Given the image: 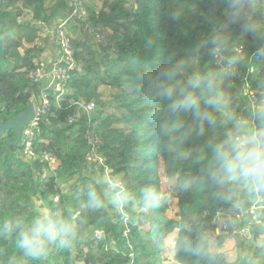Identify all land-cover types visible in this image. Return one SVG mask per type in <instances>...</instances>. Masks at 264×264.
I'll list each match as a JSON object with an SVG mask.
<instances>
[{
    "label": "trees",
    "instance_id": "trees-1",
    "mask_svg": "<svg viewBox=\"0 0 264 264\" xmlns=\"http://www.w3.org/2000/svg\"><path fill=\"white\" fill-rule=\"evenodd\" d=\"M101 1L102 6L93 12L94 16L90 14L89 20L111 28L112 43L96 46L78 38L72 40L77 65L70 72L66 93L58 105L55 97L51 99L50 123L42 124L35 143L38 157L32 160L22 157L20 146L12 144V129L0 135V218L28 221L39 213L34 209L38 201L40 206L59 212L64 218L72 217L79 209L75 217L79 238L70 248L53 245L39 261L24 257L11 239L0 238V264H9L12 259L16 264H164L163 242L173 231H176L175 259L179 264H264L263 247L252 241L245 247L236 238L237 248L246 255L235 261H228L223 253H213L208 248L206 236L215 229L213 218L217 213L231 212L235 203L221 199V189L200 178L206 175L208 144L222 139L230 125L217 116V124L209 127L205 123L201 135L191 113L183 114L184 131L189 134L179 143L178 133L164 135L161 130L171 119L166 102H145L128 91V85L140 73L158 68L170 53H175L176 59L188 56L210 31L209 17L221 16L223 6L214 0H197L196 5H191V0H133V7L128 10L127 0ZM20 3L32 13L30 21H20ZM254 5L250 13L252 22L264 24V0H254ZM68 8V0H0V123L25 109L35 88L29 73L42 49L32 44L38 36L32 20L48 22L64 15ZM173 11L180 13L178 18H171ZM231 32L233 42L250 56L259 42L250 35H242L239 26H233ZM112 48L114 52L110 51ZM211 61L212 57L204 55L196 67L203 69ZM252 65L250 84L263 98L264 62L252 56ZM211 66L214 67V62ZM101 86L114 91L113 103L121 112L102 115L96 111L91 119L98 121L95 130L104 142L100 151L107 157L112 175L120 177L121 192L131 197L123 206L110 202L118 189L107 188L101 176H92L90 172L80 174L88 150L82 140L86 117L82 115L78 125L67 123L68 116L75 113L77 102L104 105ZM223 89L227 94V81ZM43 150L59 161L55 171L45 177L42 174L48 166L39 158ZM160 157L167 177L175 180L174 191L169 196L160 189ZM192 178L196 182L190 187L181 186ZM71 180L74 182L69 196L62 192L61 183ZM148 187L160 194L161 199L157 205L145 209L141 194ZM242 187L240 194L244 196L240 203L248 205L258 195L264 205V193H250ZM90 188L97 193L100 207L90 205ZM105 190L110 192V197ZM170 198L177 199L178 219L167 215ZM67 201L70 208L66 207ZM96 229L102 231L99 238L93 236ZM254 232L257 238L258 228ZM226 238L219 235L216 240L222 243Z\"/></svg>",
    "mask_w": 264,
    "mask_h": 264
},
{
    "label": "clouds",
    "instance_id": "clouds-1",
    "mask_svg": "<svg viewBox=\"0 0 264 264\" xmlns=\"http://www.w3.org/2000/svg\"><path fill=\"white\" fill-rule=\"evenodd\" d=\"M214 3L223 6L222 14L209 17L210 31L189 55L176 59L175 53H170L158 68L140 73L128 85V91L145 102H166L171 119L161 130L164 135L178 133L179 143L189 134L184 131L183 114L191 113L201 135L205 123L209 127L217 124V116L225 125H230L222 139L208 144L210 157L206 175L200 179L206 178L220 188L221 199L234 201L241 186H246L250 193H264V103H251L247 115H238L230 107L223 89L224 81L231 79L238 66L249 58V53L233 42L231 28L239 26L242 35H250L259 42L251 56L264 62V24L251 20L254 0H214ZM170 15L176 19L180 13L173 11ZM204 55L212 57L210 64L203 69L190 70ZM213 62L214 67L211 66ZM194 182L195 178L186 179L181 186L187 188ZM88 195L90 205L101 206L94 190L90 188ZM141 196L145 209L157 205L161 199L151 187L145 188ZM129 199L128 193L120 192L114 203L123 206ZM79 235L74 216L64 218L51 209L33 215L28 221L0 218V238L11 239L24 257L36 261L46 257L53 245L72 247ZM9 264H16V261L9 260Z\"/></svg>",
    "mask_w": 264,
    "mask_h": 264
},
{
    "label": "built area",
    "instance_id": "built-area-1",
    "mask_svg": "<svg viewBox=\"0 0 264 264\" xmlns=\"http://www.w3.org/2000/svg\"><path fill=\"white\" fill-rule=\"evenodd\" d=\"M68 1L69 8L64 15L48 22L40 19L32 20V23L38 28V36L32 44L42 49V51L35 58V67L29 73L30 83L35 87L31 90L30 95V103L33 104L34 114L21 129L18 141L20 153L27 160L38 157V153L35 151V143L41 133V127L50 123L48 114L51 99L55 97V103L58 105V102L66 93L65 83L70 76V72L77 65L72 34L70 33V29L73 28L72 24L79 27L78 33L81 35L79 39L82 41H84V38H88L97 46L112 43V39L109 42L108 28L90 22L87 4L84 0ZM30 15L32 16V13ZM238 47L243 48L242 46ZM52 48L56 49V54L53 58L47 59L45 51ZM253 72L254 66L250 55L246 63L238 66L235 75L226 80L229 85V91L226 95L229 97L230 107L238 115H247L250 104L253 102L263 103L260 92L250 84ZM75 105V113L68 116L67 123L78 125L81 116L86 117V128L82 140L87 144L88 150L83 163L96 166L100 170V175L107 188L112 187L111 190L118 189L115 192L118 195L123 190V184L120 181H116L114 184L109 183L110 177L108 178L106 174L109 173L110 175V167L107 165V157L100 151L103 139L95 130L94 124L96 121L91 119V113H95L96 104L94 101H81L75 103ZM39 158L46 163L49 171L53 172L56 169V157L49 151H41ZM89 172L88 170L83 171L84 174ZM111 176H113L112 173ZM241 200L242 197L234 202L235 205L231 212L215 215L212 220L215 229L208 232L206 237L226 235L234 239L238 238L245 247H249L251 241L254 244L259 241V245L264 250V205L261 203L262 200L258 195L255 199H251L248 205L240 203ZM53 201L56 204L58 197H55ZM142 211L145 212V209L142 208ZM79 212V209H77L73 216L76 217ZM124 222H127V218L124 219ZM255 228H258L257 238L255 237ZM93 236L95 238L101 237L102 231L99 229L94 230Z\"/></svg>",
    "mask_w": 264,
    "mask_h": 264
},
{
    "label": "rangeland",
    "instance_id": "rangeland-1",
    "mask_svg": "<svg viewBox=\"0 0 264 264\" xmlns=\"http://www.w3.org/2000/svg\"><path fill=\"white\" fill-rule=\"evenodd\" d=\"M84 1H86V3H88V6L90 8L89 16H90V14L93 15V13L91 11H94L96 9H100V7L102 6V1L101 0H84ZM127 1L128 2L125 5V8L128 9V10H130L133 7V2H132L133 0H127ZM96 2L99 3V5ZM190 4L191 5H196L197 4V0H191ZM19 8L21 9L20 21L21 22L30 21L31 15H30V11H29L28 7H26L23 3H20L19 4ZM97 25L103 27L102 24H97ZM72 26H73V28L70 29V33L72 34V39H77V38L79 39V38H81L80 33H78L79 27L77 25H73V24H72ZM104 28H109V27H105L104 26ZM107 31H108L109 42H110L111 41V38L110 37H113L114 33H113V30H111V28L107 29ZM84 41H86L87 43L93 44L91 42V40L88 39V38H84ZM110 51L111 52H114L113 49L110 50ZM195 69H197V67H196V65H193L192 66V69H190V70H195ZM113 93H114V91L111 90L110 88H104V90L102 91V97H103V100L102 101H103L104 105L103 106H100V105L96 104L95 113L97 111V113H101L102 115H105L106 113H110V112L117 113V114L121 112L120 109H117L114 106L113 96H112ZM262 100H263V103H264V97L262 98ZM97 123H98V121L96 120L94 126H97ZM103 144H104V142H103ZM58 163H59V161L56 159V166H58ZM82 167H83V169H82ZM84 170L90 171V173L92 174V176H101L100 175V170L97 169L96 166H94V165H90L89 166L85 162L82 164L81 169H80V174L81 175H85L83 173ZM109 171H110V175H109V173H107L106 176L108 178L110 177L109 178V183L110 184H114L116 181H120L122 183V180H120V177L119 176H114V177L111 176V173H113V169L112 168H109ZM50 172L51 171H49V170L48 171L45 170L44 173L42 174V177H45V175H47V173L50 174ZM162 181H164V180H162ZM73 182H74V180H71V181L66 182V183H63V184L61 183V190H62V192L65 193V194H67V195H69V196H72L71 187L73 185ZM163 186H165V188ZM168 186H169V183H164L162 185V187L160 188L161 189V193L163 191L164 193H166L167 196L171 195L172 191H174V189L172 191H169L168 190L169 189ZM111 188L112 187H109V189H111ZM242 188L245 189L247 187L246 186H243ZM104 192L106 194H108V197H110V192L108 190H105ZM117 196H118L117 194H114L113 197L111 198V201L110 202H112L113 204H116V203H114V199ZM243 196L244 195L240 194V189H238V193L235 196V199H234L233 202L237 201L239 198H241ZM40 204H41L40 201H38V202L35 203L34 209L36 211L41 212V211L47 209V208H44V207L40 206ZM66 207L67 208H70L71 207V205H70V203L68 201H67ZM141 211H142V208H141ZM177 214H178L177 199L176 198H170L169 201H168V211H167V215H169V217L173 218L175 215L177 216ZM127 221H128V219H127ZM173 232H176V231H173ZM173 232H171V233H173ZM206 239H207V242H208V248H209V245H210L211 242L212 243L215 242V243L219 244L217 242V240H216L217 239V236L212 235V236L206 237ZM164 241H165V239H164ZM164 244H165V242H163L162 256L164 258V264H166L165 261H168L166 256H168L169 254H168V249H167V247H165ZM255 245H259V241H256L255 242ZM213 253H217V252H213ZM241 254H243L242 251H241L240 255ZM239 258H241V257H239Z\"/></svg>",
    "mask_w": 264,
    "mask_h": 264
},
{
    "label": "crops",
    "instance_id": "crops-1",
    "mask_svg": "<svg viewBox=\"0 0 264 264\" xmlns=\"http://www.w3.org/2000/svg\"><path fill=\"white\" fill-rule=\"evenodd\" d=\"M86 4H87L88 12H90V8L88 6V3H86ZM97 4L99 5V3H97ZM98 10L99 9H96V10L91 11V12L92 13L98 12ZM55 52H56L55 48H52L48 51L46 50L45 51L46 58L47 59L53 58L56 54ZM104 88H108V87L101 86L99 89L101 91V93L104 90ZM158 175H159V178L161 181V187L164 183H169V186H168L169 189L168 190L172 191L174 189L175 180H174V178L167 177L165 170H164L163 160L161 157L159 158ZM162 180H164V181H162ZM163 187L165 188V186H163ZM162 193L165 196H167L166 193H164L163 191H162ZM173 218L178 219V216L175 215ZM175 237H176V232H173V233L168 234V236L165 238V241H164L165 244L164 245H165V247H167L168 254H169L168 256H166L167 260H168V261H165L166 264H179L175 259V252H174ZM211 243L209 245V250L211 252L223 253L225 255L226 259L229 261H234V260L238 259V257H243L244 255H246V252L237 248L236 239H234L232 237H227L226 239L223 240L222 243H219V244H217L215 242H213L212 244ZM241 251L243 252V254L240 255Z\"/></svg>",
    "mask_w": 264,
    "mask_h": 264
},
{
    "label": "water",
    "instance_id": "water-1",
    "mask_svg": "<svg viewBox=\"0 0 264 264\" xmlns=\"http://www.w3.org/2000/svg\"><path fill=\"white\" fill-rule=\"evenodd\" d=\"M33 114V104L29 103L25 109L16 113L11 120L0 123V135H2L5 130L12 129L14 131L12 144H18L21 129L32 118Z\"/></svg>",
    "mask_w": 264,
    "mask_h": 264
}]
</instances>
